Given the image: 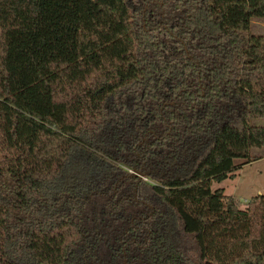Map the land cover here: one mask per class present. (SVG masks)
<instances>
[{"label":"trees","instance_id":"trees-1","mask_svg":"<svg viewBox=\"0 0 264 264\" xmlns=\"http://www.w3.org/2000/svg\"><path fill=\"white\" fill-rule=\"evenodd\" d=\"M264 0H0V264H264ZM139 174V175H137Z\"/></svg>","mask_w":264,"mask_h":264},{"label":"rangeland","instance_id":"rangeland-1","mask_svg":"<svg viewBox=\"0 0 264 264\" xmlns=\"http://www.w3.org/2000/svg\"><path fill=\"white\" fill-rule=\"evenodd\" d=\"M251 31L256 35L264 34V19L254 20ZM252 122L254 125L264 126V118H255ZM252 154L259 159L250 161L251 163L237 160L238 169L233 178L230 177L221 183L212 182L214 189L223 188L224 193L234 197L243 209L252 197L264 194V148H254Z\"/></svg>","mask_w":264,"mask_h":264},{"label":"crops","instance_id":"crops-1","mask_svg":"<svg viewBox=\"0 0 264 264\" xmlns=\"http://www.w3.org/2000/svg\"><path fill=\"white\" fill-rule=\"evenodd\" d=\"M261 159V158H260ZM251 163V162H250Z\"/></svg>","mask_w":264,"mask_h":264},{"label":"water","instance_id":"water-1","mask_svg":"<svg viewBox=\"0 0 264 264\" xmlns=\"http://www.w3.org/2000/svg\"><path fill=\"white\" fill-rule=\"evenodd\" d=\"M137 175H139V174H137Z\"/></svg>","mask_w":264,"mask_h":264}]
</instances>
